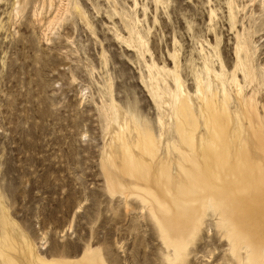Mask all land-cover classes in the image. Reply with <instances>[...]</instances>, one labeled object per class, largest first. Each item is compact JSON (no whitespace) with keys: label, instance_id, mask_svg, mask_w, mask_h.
<instances>
[{"label":"rangeland","instance_id":"374dc122","mask_svg":"<svg viewBox=\"0 0 264 264\" xmlns=\"http://www.w3.org/2000/svg\"><path fill=\"white\" fill-rule=\"evenodd\" d=\"M214 95L260 162L264 0H0V264H264V193L189 191Z\"/></svg>","mask_w":264,"mask_h":264},{"label":"bare ground","instance_id":"6f19581e","mask_svg":"<svg viewBox=\"0 0 264 264\" xmlns=\"http://www.w3.org/2000/svg\"><path fill=\"white\" fill-rule=\"evenodd\" d=\"M178 112L179 135L192 153V157L184 161L191 167L188 184L193 198L196 199L200 192L204 193L205 198L209 195L220 196V208L227 209L230 213L234 211L251 214L253 211L250 205L255 206L256 203L240 197L236 189L241 187L243 190L264 193V159L257 162L246 145L237 148V138L230 137L228 133L236 131L225 126L229 118L228 106L217 103L215 95L206 98L201 110L205 115L206 136L201 137L200 144L195 140L200 129V119L195 109L189 107L186 99L181 98L178 100ZM187 126L192 129L191 132L186 130ZM254 140L257 142V149L264 151L260 134H256ZM160 175L166 176V173L162 172ZM226 178L231 180L225 181ZM159 182L161 183V179L156 180V177L149 180V184L156 191L161 185Z\"/></svg>","mask_w":264,"mask_h":264}]
</instances>
